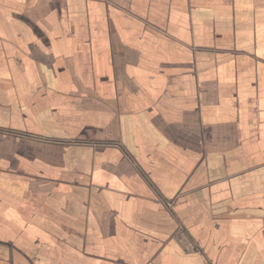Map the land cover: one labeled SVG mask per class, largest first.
I'll list each match as a JSON object with an SVG mask.
<instances>
[{"label":"crops","instance_id":"1","mask_svg":"<svg viewBox=\"0 0 264 264\" xmlns=\"http://www.w3.org/2000/svg\"><path fill=\"white\" fill-rule=\"evenodd\" d=\"M0 264H264V0H0Z\"/></svg>","mask_w":264,"mask_h":264}]
</instances>
